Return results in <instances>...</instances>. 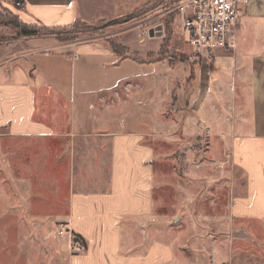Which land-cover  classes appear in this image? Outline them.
I'll use <instances>...</instances> for the list:
<instances>
[{
    "label": "crops",
    "instance_id": "0c3cea01",
    "mask_svg": "<svg viewBox=\"0 0 264 264\" xmlns=\"http://www.w3.org/2000/svg\"><path fill=\"white\" fill-rule=\"evenodd\" d=\"M154 1L0 0V12L26 26L56 28L112 20ZM246 1L238 24L260 21L264 0ZM18 33L0 29L14 37L0 41V141L33 142V172L40 187L55 172L56 194L54 201L41 196L39 211L31 202L35 212L26 215L69 230L47 238L42 264H184L176 243L153 230L149 142L160 134L164 97L175 132L224 141L247 179L245 195L231 202V217L264 230V52L258 49L264 40L240 36V29L235 52L220 55L212 68L191 61L173 67L122 58L98 41L61 44ZM120 43L139 59L161 47L158 40L136 43L125 35ZM75 236L85 248L79 255L71 251ZM227 263L264 264L233 251Z\"/></svg>",
    "mask_w": 264,
    "mask_h": 264
},
{
    "label": "rangeland",
    "instance_id": "374dc122",
    "mask_svg": "<svg viewBox=\"0 0 264 264\" xmlns=\"http://www.w3.org/2000/svg\"><path fill=\"white\" fill-rule=\"evenodd\" d=\"M176 2L156 0L153 7L143 6L110 20L111 23L95 28L80 23L76 32L55 31L48 36L61 44L98 41L108 46V42L123 46L120 38L124 35L136 43L158 40L161 47L157 53L139 59L123 46V58L132 57L148 66L169 62L174 67L191 61V65L205 64L212 68L214 64L197 59L192 45L184 42L176 13H168ZM256 17L260 21L245 25L238 24L240 17L236 37L241 29L240 36L264 40V15ZM16 19L8 12H0V29L13 28L6 24ZM140 27L150 31L146 40L139 36ZM4 36L0 34V41L13 37ZM258 49L264 52V45ZM167 94V88L162 87L161 95ZM128 97L129 94L125 98ZM165 99L161 103L165 109L161 114L160 134L149 142L155 150L153 196L157 221L153 230L156 236L175 242L184 264H215L216 261L228 264L232 251L264 262L261 224L235 221L230 214L233 199L245 195L246 175L233 166L224 141H212L205 136L189 138L175 132L177 126L169 124L170 102ZM34 146L30 140L0 141V264L46 263L47 238L61 236L59 229L63 223L26 215L35 212L30 209L31 202H36L32 207L39 211V199L49 197L54 201L56 194L55 172L46 174L41 187L39 174L33 172ZM74 240L81 242L80 238L73 237Z\"/></svg>",
    "mask_w": 264,
    "mask_h": 264
},
{
    "label": "built area",
    "instance_id": "2783aa9c",
    "mask_svg": "<svg viewBox=\"0 0 264 264\" xmlns=\"http://www.w3.org/2000/svg\"><path fill=\"white\" fill-rule=\"evenodd\" d=\"M246 5V0H177L168 13H176L197 59L214 64L220 55L236 49L237 23ZM138 31L142 40L150 37L149 30L140 27ZM68 231L64 224L60 225V235ZM71 251L79 255L85 248L74 240Z\"/></svg>",
    "mask_w": 264,
    "mask_h": 264
},
{
    "label": "trees",
    "instance_id": "16d2710c",
    "mask_svg": "<svg viewBox=\"0 0 264 264\" xmlns=\"http://www.w3.org/2000/svg\"><path fill=\"white\" fill-rule=\"evenodd\" d=\"M151 5H150L151 7L154 6V4H151ZM176 16L177 15L175 14V17ZM80 23H83V22H77V23H75L69 27L47 28L44 26H42V27L26 26L24 24H21L16 19V22H10L9 24H6V25L12 26L14 29H17L19 31L17 37H44V36H48V35L52 34V32H55V31H65L66 30L67 32H76V30L79 29V27H80ZM107 23H111V21L110 20H104V21L91 23L88 27L95 28L99 25H103V24H107ZM108 44L115 54H117L118 56L123 58V55L121 53V50H125V48L123 46H121L120 44H118L116 42H108ZM76 239H78V237H76Z\"/></svg>",
    "mask_w": 264,
    "mask_h": 264
}]
</instances>
